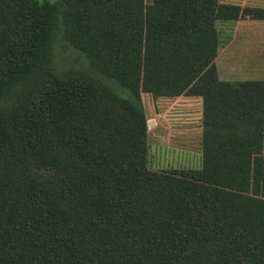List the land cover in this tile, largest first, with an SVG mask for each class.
<instances>
[{"label":"trees","instance_id":"16d2710c","mask_svg":"<svg viewBox=\"0 0 264 264\" xmlns=\"http://www.w3.org/2000/svg\"><path fill=\"white\" fill-rule=\"evenodd\" d=\"M239 20L264 8L0 0V264H264V80L215 64ZM57 23L90 73L50 68ZM142 94L202 100L200 170L148 168Z\"/></svg>","mask_w":264,"mask_h":264},{"label":"rangeland","instance_id":"374dc122","mask_svg":"<svg viewBox=\"0 0 264 264\" xmlns=\"http://www.w3.org/2000/svg\"><path fill=\"white\" fill-rule=\"evenodd\" d=\"M219 1L264 6V0ZM145 2L150 3L151 0ZM240 21L239 28H235V23H216L221 40L227 42L220 47L215 61L219 78L222 81L264 80V36H257V33L264 32V28H256L251 20ZM50 68L57 72L70 69L91 72L85 56L65 41L60 23L56 24L52 34ZM99 80L114 94L132 101L118 86L102 77ZM141 102L147 120L148 168L155 172L200 170L203 164L202 100L197 97L154 98L150 94H142Z\"/></svg>","mask_w":264,"mask_h":264},{"label":"crops","instance_id":"0c3cea01","mask_svg":"<svg viewBox=\"0 0 264 264\" xmlns=\"http://www.w3.org/2000/svg\"><path fill=\"white\" fill-rule=\"evenodd\" d=\"M242 1H246V0H242ZM233 5H238V6H241V7H246V6H249V7H258V8H264V6H252V5H248V4H246L245 2L243 3V4H241V5H239V4H233ZM241 21L239 20V21H237L236 23H235V28H239V23H240ZM250 22V21H249ZM251 24H253V25H255V27L257 28H264V21H251ZM264 33V32H263ZM263 33H261V34H259V33H257V36L258 35H262V36H264V34ZM183 98H187V97H178V98H176V99H183ZM187 104V103H186Z\"/></svg>","mask_w":264,"mask_h":264}]
</instances>
